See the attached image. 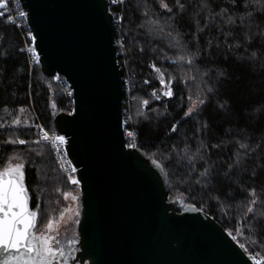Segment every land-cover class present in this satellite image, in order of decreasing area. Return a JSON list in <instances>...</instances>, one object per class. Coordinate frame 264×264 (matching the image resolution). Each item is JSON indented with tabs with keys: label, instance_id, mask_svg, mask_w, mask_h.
<instances>
[{
	"label": "trees",
	"instance_id": "1",
	"mask_svg": "<svg viewBox=\"0 0 264 264\" xmlns=\"http://www.w3.org/2000/svg\"><path fill=\"white\" fill-rule=\"evenodd\" d=\"M175 2L176 0H125L123 48L117 44V55L122 72L129 69L136 73V77L134 90L130 95L124 90V121L130 115L129 126L135 134L139 132V138L135 137L134 140L138 148L165 167L170 200L181 204H195L216 218L228 232L239 235L235 229L240 227L246 208L253 199L252 190L256 192L255 198L264 203V55L258 48L237 51L234 45L238 41L232 42V50L229 52L225 48L224 39L227 33L222 35L221 31L209 29L200 36L198 45L206 56L211 53L207 60L191 68L173 63L181 54L179 49L168 46L167 39L156 42L146 38L147 20L143 14L149 13L147 19H153L155 14L163 26L168 17L163 14L162 4L172 7ZM186 2L192 4V8L185 14L183 30L187 31L191 27L195 32L198 28L205 27L197 19L199 9L195 5L198 0ZM109 5L116 16V6L110 0ZM218 26L217 21L214 27ZM23 44L22 33L0 17V53L11 54L7 65L0 64V123L6 125L0 128V170L19 153L26 163L25 177L32 196L31 204L34 207L36 203H40L41 214L47 216L52 211L54 214L59 212L63 193L70 189L50 148L46 144L37 146L31 143L27 146H11L6 145L5 141L16 131L11 127L15 118L21 119V126L16 134L29 141L39 138L38 129L26 128L24 124L43 123L50 130H55L56 109L70 112L73 108V96L68 95L71 89L67 83L43 73L40 64L30 69L26 53L16 51ZM140 49L144 51L141 52ZM253 53L255 59L248 60ZM153 63L164 74L166 81H175L172 84L175 94L171 100L163 96L156 100L152 95L153 89L157 95L164 91L159 84L160 73L150 67ZM4 68L8 70L7 76L3 75ZM206 72L211 74L213 85L217 74H226L219 94L211 97L203 108L202 115L184 120L179 124L178 131L171 133L170 126L178 123L183 112L190 106L187 96H192L195 100L202 82L203 85H208L209 78L204 75ZM60 77L64 78L62 75ZM184 81L188 83L185 84ZM130 98L132 102H128ZM144 99L149 100L147 109L142 103ZM52 103L56 104L55 108L51 107ZM21 105L25 106L23 113L18 111ZM138 111L145 113L147 122L143 116L137 115ZM204 123L209 127L206 131H201ZM128 141L130 140L127 139ZM216 144L220 147H208ZM241 144L248 146V151L255 149V154L246 158L245 149L240 148ZM201 145L205 146L204 162H197L189 168L188 157L199 155ZM258 145L260 147L257 149ZM29 149L39 150L42 155L36 156L35 151ZM236 159L241 164L233 170L231 165ZM207 167L213 168V175L217 177L211 182L213 187L196 183L199 173ZM261 211L264 208L257 207L258 216ZM252 232L250 240H264V233L257 235V229H252ZM241 242L247 244L243 237ZM261 249H264V243L255 248V254L264 255Z\"/></svg>",
	"mask_w": 264,
	"mask_h": 264
},
{
	"label": "water",
	"instance_id": "2",
	"mask_svg": "<svg viewBox=\"0 0 264 264\" xmlns=\"http://www.w3.org/2000/svg\"><path fill=\"white\" fill-rule=\"evenodd\" d=\"M21 3L42 72L64 76L72 89L73 114L56 109L54 124L69 141L81 180L74 264H253L212 215L198 206L191 211L193 204L177 208L163 165L156 169L152 156L126 146L123 72L109 1Z\"/></svg>",
	"mask_w": 264,
	"mask_h": 264
},
{
	"label": "snow or ice",
	"instance_id": "3",
	"mask_svg": "<svg viewBox=\"0 0 264 264\" xmlns=\"http://www.w3.org/2000/svg\"><path fill=\"white\" fill-rule=\"evenodd\" d=\"M10 0H0V17L5 18L7 23L15 25L17 18H27L28 13L20 11L16 14V17L8 14L7 6ZM19 0H17V3ZM123 2V0H121ZM111 4H116L117 0H110ZM223 5V6H222ZM195 7L199 9L197 13V19L200 23L204 24L205 27L198 28L195 32L189 27L187 31L183 30L185 23V14L192 8V4L186 2V0H176L175 4L170 7L168 4H162L164 9L163 14L168 18L164 21L163 26L158 18L153 14V19H147L149 13L144 12V17L147 20V32L146 38L152 41L163 42L165 39L168 40V46L179 49L180 55L176 57L173 63L187 65L191 68L197 63L204 62L207 60L211 53L206 56L204 50L199 47V38L209 29L212 31H221L222 35L226 40L225 48L227 51L232 50V42L235 43L234 47L237 51L247 50L248 48H258L261 50V54L264 55V0H198ZM118 21H123L124 17H114ZM219 22L218 27H214L216 22ZM143 27V26H142ZM28 42L25 46L16 49L20 53H27L31 60L30 65H39L42 63L41 54L38 51L39 45L37 43V37L31 30L26 33ZM119 47L123 48V41L117 40ZM217 47H219L217 45ZM141 52L144 49H140ZM11 59L10 53H0V64L7 65ZM248 60L255 59V53L247 58ZM150 67L160 73L159 84L161 88L166 89L159 95L156 94L153 89L152 95L155 96L156 100H160L161 96L171 98L174 96L172 84L175 82L173 79L164 78V74L156 66L155 63L151 64ZM7 68L3 69V75L7 76ZM205 77H208V85L200 86V91L196 95V99L193 100L192 96H187L189 101V107L183 112L182 119L175 124H172L169 128L171 133L178 131L179 124L183 123L184 120L189 119L193 116H200L203 113V108L210 102L211 97L218 95L219 90L222 86L223 80L226 78L224 72H220L216 75V82L213 85L211 80V74L205 73ZM59 81L60 76L53 77ZM195 79V78H193ZM148 83V81H145ZM188 83V81H184ZM203 93L202 95L200 93ZM71 95V92L68 93ZM145 109L149 105V100L144 99L142 101ZM7 107V104H5ZM52 108L56 107L55 103L51 104ZM221 107H224L221 105ZM18 111L23 113L25 106L21 105L18 107ZM155 111V109H153ZM72 112H68V115H72ZM138 116H143L145 122L148 117L144 112L137 113ZM127 118L124 123L127 126L129 120ZM21 126V119L15 118L11 122V127L16 131L13 135L5 141L6 145H22L27 146L30 143L36 144H50L56 151V154L61 158L67 156L66 147L69 144L68 139L65 135L53 134L49 135L47 131L44 132L42 139H36L29 141L24 138H20L16 133L19 131ZM6 127L3 123H0V128ZM26 128L40 129L41 126L35 124H24ZM209 125L204 123L201 131H206ZM126 135L129 138L134 137V133L131 130H126ZM135 137L139 138V132L135 134ZM126 146L130 149H136L137 143L131 140L126 142ZM204 145H201L199 155L193 154L188 157V166L192 168L197 162H204ZM209 148L220 147L219 144L210 145ZM260 146H257V149ZM240 148L245 149V157L254 155L256 150L248 151V146L241 144ZM29 151H35L36 156H41L42 152L39 150L29 149ZM246 162V160H245ZM150 163L156 169L162 170V164L157 159H150ZM71 164V161L68 162ZM241 164L239 159L233 161L231 167L233 170L237 169ZM62 169H66L68 172L67 180L71 185L79 187L81 180L77 177V168L72 166L68 168L66 165L61 164ZM25 159L17 153L12 162H9L7 166L0 170V264H67L68 259L72 257V253L76 251V245L79 243L78 237L74 236L72 239L67 240L68 248L66 249L64 243L60 239L58 230V221H54L52 218H48L44 223L43 230L38 225L43 223V217L40 212L41 205L36 203L31 206V196L29 189L25 182ZM214 169L211 167L204 168L199 173V179H197V185L203 184L209 187H213L211 184L217 177L213 175ZM59 191V190H58ZM70 193L64 192L63 196L67 200ZM251 195L253 199L250 201L246 208V214L240 222V227L236 228L235 231L239 234H233L229 231L227 234L230 239L236 243L239 249L243 253L248 254V259L253 264H264V255L255 254V248H258L260 243H264V240H250L249 236L253 234L252 229H257L259 234L264 233V211L257 215V207L264 208V203L261 200L256 199V192L252 190ZM71 201L76 205V211L73 214L72 223L79 224V217L81 212L80 207V193L72 194ZM190 210L195 212L197 207L195 204L190 206ZM69 211V209H65ZM65 212L60 213V218L63 220ZM247 233V235H245ZM241 237L245 242H241ZM261 253H264V249H261Z\"/></svg>",
	"mask_w": 264,
	"mask_h": 264
},
{
	"label": "built area",
	"instance_id": "4",
	"mask_svg": "<svg viewBox=\"0 0 264 264\" xmlns=\"http://www.w3.org/2000/svg\"><path fill=\"white\" fill-rule=\"evenodd\" d=\"M113 5H115L116 8H117L116 9V16H114V17H118V16H121V15L124 17L125 0H123V2H121V0H117V3L116 4H113ZM0 11H3V9H0ZM7 11H8V14L13 15L14 17H16V14L18 12H20V11H24V12L27 13L26 9L23 7V5L21 3V0H19L18 3H17V0H10V2L8 3V6H7ZM114 21H115V28H116V41H117V38H118V40H122L123 41L124 40V37H123L124 19H123L122 22L121 21H118L117 19H114ZM11 25H13V24H11ZM13 26H15L22 33L23 39H24L23 46H25L26 43L28 42V39H29L27 37L26 33L29 30L32 31V29H31V27H30V25L28 23V17L27 18H23V19L17 18L16 19V22H15V25H13ZM26 55H27L28 63H29V60H31V57L27 53H26ZM29 66H30V69H33L36 65H30L29 64ZM57 75L60 76L59 74H57ZM57 75H55V76H57ZM135 77H136V73L134 71H130L129 69H126L125 72L123 73V76H122L123 86H124V90L127 91L128 95H130V93L132 92V90H134V79H135ZM60 80L63 81L64 83H67L69 85V83L67 82V80L65 78H61ZM71 94H72V89H71ZM128 102H132V99L130 98L128 100ZM72 110H73V108H72ZM129 117H130V115H129ZM39 126H41V128L38 129L39 139H42L43 134H44L45 131H47L50 136L53 135V134H60L56 129L55 130H50L43 123H41ZM123 126H124V133H125L126 139H129L132 142H134V140H135V132H134V130L131 129V127L129 126V124L127 126L126 125H123ZM126 130L133 131L134 137L133 138H129L126 135ZM60 135H63V134H60ZM46 145L50 148L51 153H52V157L54 158V160L56 162V165L58 166L60 172L62 173V175L66 179L67 184L69 185V187L72 188V189H76V190L78 189V190H80L81 184H80L79 187L74 186V185H71L68 182V180H67V175H68L67 170L61 168V164L66 165L68 168H70L72 166H75L77 168V166L74 164L72 158L69 155L68 148L66 147L67 156L64 157V158H61L60 156H58L56 154V151L53 149V147L50 144H46ZM69 161H71V164H68ZM76 175L79 178V176H78V168H77Z\"/></svg>",
	"mask_w": 264,
	"mask_h": 264
},
{
	"label": "rangeland",
	"instance_id": "5",
	"mask_svg": "<svg viewBox=\"0 0 264 264\" xmlns=\"http://www.w3.org/2000/svg\"><path fill=\"white\" fill-rule=\"evenodd\" d=\"M164 90H166V89H164ZM67 192L70 193L69 198L67 200L65 198L62 199V201L59 204V208H58L59 212L54 214V212L52 211V213L47 215V216L44 213H42L43 223L38 225V227L41 230H43L44 223H46L48 218H52L54 221H58L59 222V225H58L59 236H60V239L62 240V242L64 243V246L66 249L68 248L67 240L72 239L74 236L78 237V239H79V231H78V225L79 224H74L71 222L72 218H73V214L76 211V205L74 203H72V201H71V195L72 194L80 193L79 210H80V212L82 211L81 191L78 189L76 190V189L70 188ZM182 205L183 204L178 203L177 208L180 210ZM65 209H69V211H65ZM61 212H65L63 220H61V218H60ZM80 217H81V215H80ZM80 217H79V220H80ZM79 249H80V245L78 243L76 245V251L73 252L72 254L74 256L77 255Z\"/></svg>",
	"mask_w": 264,
	"mask_h": 264
},
{
	"label": "flooded vegetation",
	"instance_id": "6",
	"mask_svg": "<svg viewBox=\"0 0 264 264\" xmlns=\"http://www.w3.org/2000/svg\"><path fill=\"white\" fill-rule=\"evenodd\" d=\"M76 262V255L72 254V257L68 259L67 264H74Z\"/></svg>",
	"mask_w": 264,
	"mask_h": 264
}]
</instances>
